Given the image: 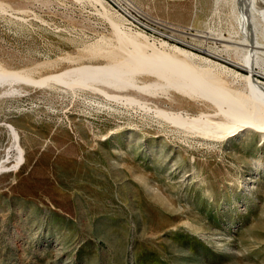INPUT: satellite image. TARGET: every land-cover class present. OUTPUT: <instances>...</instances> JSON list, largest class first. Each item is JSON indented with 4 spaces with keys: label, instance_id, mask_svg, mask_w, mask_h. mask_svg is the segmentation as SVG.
<instances>
[{
    "label": "rangeland",
    "instance_id": "rangeland-1",
    "mask_svg": "<svg viewBox=\"0 0 264 264\" xmlns=\"http://www.w3.org/2000/svg\"><path fill=\"white\" fill-rule=\"evenodd\" d=\"M231 5L0 0V264H264V138L193 135L209 91L144 60L246 74Z\"/></svg>",
    "mask_w": 264,
    "mask_h": 264
},
{
    "label": "bare ground",
    "instance_id": "bare-ground-1",
    "mask_svg": "<svg viewBox=\"0 0 264 264\" xmlns=\"http://www.w3.org/2000/svg\"><path fill=\"white\" fill-rule=\"evenodd\" d=\"M231 4L232 16L238 21L243 35L235 39L212 38L209 35L204 37L224 43L225 50H233V55L226 56L220 52L208 51L211 56L245 70L246 74L238 75L236 72L234 79L224 86V80L218 81L215 75L217 69L212 68V61L205 63V58L197 57L198 60H204V63H195L197 60L193 62L191 59L196 56L179 48L174 50L184 56L185 60L144 59L159 63L158 65L165 63L169 66L167 70L178 75L180 80H188L187 85L190 84L194 88L199 84L209 91L206 93L208 99H203L212 102H206L204 108L194 115L189 123L183 125L193 135L222 142L236 138L244 132H251L264 138V65L254 59L264 56V0H231ZM184 84L183 86H186Z\"/></svg>",
    "mask_w": 264,
    "mask_h": 264
}]
</instances>
